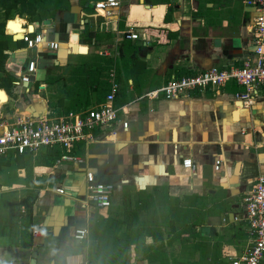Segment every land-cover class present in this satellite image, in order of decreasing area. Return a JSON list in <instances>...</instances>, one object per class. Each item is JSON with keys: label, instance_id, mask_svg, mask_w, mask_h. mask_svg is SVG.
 <instances>
[{"label": "crops", "instance_id": "crops-1", "mask_svg": "<svg viewBox=\"0 0 264 264\" xmlns=\"http://www.w3.org/2000/svg\"><path fill=\"white\" fill-rule=\"evenodd\" d=\"M69 1L70 9L57 10L41 21L19 14L4 19L0 117L54 118L97 108L113 73L118 117L129 125L125 129L116 122L95 128L91 139L70 148L56 145L78 160L60 156L50 166L30 162L39 150L52 148L41 147L26 151V158L31 157L24 166L18 153L11 151V158L10 151L4 153L5 159L18 161L0 169V264H91L89 233L77 240L75 229L89 230L98 217L118 214L125 192L133 207L143 193L152 196L165 214L178 206L201 219L195 228L200 237L187 247L166 243L168 235L161 226L163 244L145 236L143 242L129 246L127 264H149L148 253L162 251L173 257L190 251L187 258L193 262L215 264L216 259L229 264L247 239L244 223L234 217L242 215V198L254 179L264 175V84L255 88L248 106L236 99L243 88L233 80L174 99H165L160 89L170 79L213 66L239 67L252 57L258 14L253 0H120L105 16L94 11L97 0ZM15 18L20 31L23 25L33 27L42 35L41 42L29 48L10 34L8 27ZM130 29L139 37L126 38L124 32ZM89 32L95 36L89 37ZM54 43L57 48H52ZM30 60L36 62L31 81L15 83ZM156 90L157 97L147 96ZM217 159L221 163L215 170ZM87 171L96 181L113 185L108 208L88 201ZM34 183L41 187L28 211L22 203L29 199L22 191ZM14 190V197L7 195ZM11 202L21 204L13 221L16 228L8 218ZM24 224L29 225L23 228ZM201 242L205 246L200 247Z\"/></svg>", "mask_w": 264, "mask_h": 264}, {"label": "built area", "instance_id": "built-area-1", "mask_svg": "<svg viewBox=\"0 0 264 264\" xmlns=\"http://www.w3.org/2000/svg\"><path fill=\"white\" fill-rule=\"evenodd\" d=\"M258 14L254 18L253 42L254 49L252 57H248L239 67L219 69L210 67L196 74L173 78L162 86L160 92L165 99L181 98L190 90L203 89L208 86L220 87L225 82L233 80L243 88L236 93L238 99L244 106H248L252 95L258 85L264 84V0H253ZM120 0H97L93 3L94 11L102 16L108 15L110 10L118 7ZM23 32L20 39L31 48L42 40V35L36 33L34 28L26 29L23 25ZM124 36L129 39L139 37L132 29L125 31ZM52 48H57L54 43ZM36 70V62L30 60L26 65L19 80L15 83L26 84ZM110 89L106 93L104 101L97 107L87 109L84 112L69 111L58 117H32L14 116L7 120L0 117V155L7 151H14L22 154L26 151L36 152L41 147L70 146L81 140L92 138L91 131L99 127H107L120 122L123 128L129 123L119 119V108L114 105L118 84L111 73ZM158 90L148 92L149 98L158 96ZM122 110H124L122 108ZM61 159L78 160L77 157L62 154ZM194 170L190 159L183 160ZM220 159L215 160V170L219 169ZM86 197L98 208H108L111 205V198L114 187L110 183L98 182L93 172L87 171ZM57 192L63 193V188ZM243 213L235 216L234 221L243 222L247 234L246 245L240 253L229 258V264H264V175H258L252 184L251 189L242 198ZM88 229L80 226L75 229V238L83 240L86 238Z\"/></svg>", "mask_w": 264, "mask_h": 264}, {"label": "trees", "instance_id": "trees-1", "mask_svg": "<svg viewBox=\"0 0 264 264\" xmlns=\"http://www.w3.org/2000/svg\"><path fill=\"white\" fill-rule=\"evenodd\" d=\"M82 4L84 1H79ZM71 4L69 0H0V35L7 36L4 34V19L8 17H13L14 14H19L21 17L27 16L31 20L41 21L44 16L48 15L53 17L57 10L70 9ZM17 22V24H15ZM10 24V22H9ZM8 24V25H9ZM19 24V20H14L12 22L11 28L15 29ZM9 33H12L8 29ZM16 35V38L22 36ZM89 37L95 36L93 32H89ZM9 37V36H8ZM112 60L110 59V63ZM107 78V74L105 75ZM105 83V80H104ZM117 90V95H118ZM116 95V98H117ZM5 100V95L1 96ZM115 98V106L117 100ZM118 99V98H117ZM63 153H68L71 155L69 150H62L58 146L52 148L41 149L35 155L33 163L50 166L55 163L57 159ZM10 158L12 152H8ZM3 155H0V169L1 165L10 163L12 165L14 162L18 161V158H13L12 160L5 159ZM26 152L18 154L21 157L26 166L27 160H30L31 154H28L26 158ZM24 156V158H23ZM17 159V160H16ZM27 183V181H25ZM41 187L40 183L31 184L29 189H24L22 192L28 197V202L24 201L23 205L30 210L32 203L36 197L37 190ZM16 190L7 193L9 196H15ZM142 193V192H141ZM140 193V194H141ZM126 195L123 208L118 214H111L106 218L98 217L89 226V244L88 251L89 257L91 259V264H127V251L131 244H137L143 242L145 236H151L153 240L160 241L163 244V234L164 231L161 229L163 226L166 229V234L168 239L166 243L173 244L174 242H179L182 247L185 248L191 242L192 239L199 236L196 233V225L199 224L201 219L195 217L191 210L186 208H176L170 209L167 214H165L164 208L159 205L156 206L153 197L150 195L142 196L138 199L135 206L128 202L129 194ZM11 206L8 210V218L11 219V227L16 228L15 222H13L19 215L20 203H10ZM144 212V218L139 216L140 212ZM194 216V217H192ZM29 224H24L23 228ZM204 242H201L200 247ZM204 251L203 249L200 250ZM208 252V251H207ZM190 253V251H189ZM183 257H173L172 253L168 252H149L147 259L149 264H202V260L198 262H193L187 258L186 252H183ZM218 255V251H214V256ZM208 255L205 254L204 260L206 261ZM202 259V258H201ZM220 261V262H219ZM205 263V262H204ZM221 263V260L215 259V264Z\"/></svg>", "mask_w": 264, "mask_h": 264}, {"label": "rangeland", "instance_id": "rangeland-1", "mask_svg": "<svg viewBox=\"0 0 264 264\" xmlns=\"http://www.w3.org/2000/svg\"><path fill=\"white\" fill-rule=\"evenodd\" d=\"M91 5H92V4H91ZM15 19H19V18H15ZM11 26H12V23L10 24V27H8V29H11V30H12V31H11L12 34H15V33H16V34H19V33H21V31L17 28L18 25L16 26L15 29L11 28ZM19 36H20V34H19ZM3 95H5V93H3L2 96H3ZM6 99H7V97H6V95H5V100H6ZM202 252H203V251H202ZM234 253H235V251H234ZM187 255H191V254L188 252ZM200 258H202V255H201Z\"/></svg>", "mask_w": 264, "mask_h": 264}, {"label": "water", "instance_id": "water-1", "mask_svg": "<svg viewBox=\"0 0 264 264\" xmlns=\"http://www.w3.org/2000/svg\"><path fill=\"white\" fill-rule=\"evenodd\" d=\"M5 30H7V27L5 28ZM22 30H24V28H22ZM10 34H12V33H10ZM14 36H16V34H14ZM32 256H35V253H32Z\"/></svg>", "mask_w": 264, "mask_h": 264}, {"label": "bare ground", "instance_id": "bare-ground-1", "mask_svg": "<svg viewBox=\"0 0 264 264\" xmlns=\"http://www.w3.org/2000/svg\"><path fill=\"white\" fill-rule=\"evenodd\" d=\"M15 24H17V22H15ZM11 30V29H10ZM12 31V30H11Z\"/></svg>", "mask_w": 264, "mask_h": 264}]
</instances>
